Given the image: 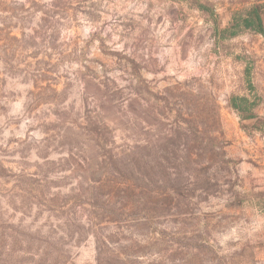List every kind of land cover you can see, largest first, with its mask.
<instances>
[{"label": "rangeland", "instance_id": "obj_1", "mask_svg": "<svg viewBox=\"0 0 264 264\" xmlns=\"http://www.w3.org/2000/svg\"><path fill=\"white\" fill-rule=\"evenodd\" d=\"M255 4L0 0V264H264Z\"/></svg>", "mask_w": 264, "mask_h": 264}, {"label": "trees", "instance_id": "obj_2", "mask_svg": "<svg viewBox=\"0 0 264 264\" xmlns=\"http://www.w3.org/2000/svg\"><path fill=\"white\" fill-rule=\"evenodd\" d=\"M243 30H252L264 35V4H255L248 9L235 11L225 28H216L221 38L233 37ZM248 84L251 88V83L248 82ZM229 104L237 111L241 120H258L253 111V106L256 103L249 97L233 95L229 98Z\"/></svg>", "mask_w": 264, "mask_h": 264}]
</instances>
